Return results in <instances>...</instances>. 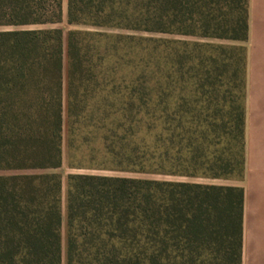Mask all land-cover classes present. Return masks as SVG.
<instances>
[{"label": "trees", "instance_id": "obj_1", "mask_svg": "<svg viewBox=\"0 0 264 264\" xmlns=\"http://www.w3.org/2000/svg\"><path fill=\"white\" fill-rule=\"evenodd\" d=\"M62 20L63 0H0V28H14L0 31V170L42 172L0 175V264H62L61 178L47 172L63 160L62 32L34 29ZM68 23L247 42L249 0H68ZM163 46V70L159 46L150 52L159 63L145 77L140 109L99 120L107 159L97 168L186 179L231 175L245 164V107L225 110L226 121L224 110L173 111L167 99L176 84L175 47ZM71 61L72 82L77 73L82 81L83 61L74 52ZM197 77L192 83L203 96L227 84L207 71L184 88ZM80 112L70 110L73 124L88 118ZM110 116L117 119L106 124ZM139 128L154 137L127 138ZM243 212L240 187L73 174L67 264H243Z\"/></svg>", "mask_w": 264, "mask_h": 264}, {"label": "rangeland", "instance_id": "obj_2", "mask_svg": "<svg viewBox=\"0 0 264 264\" xmlns=\"http://www.w3.org/2000/svg\"><path fill=\"white\" fill-rule=\"evenodd\" d=\"M34 29H55L62 32L63 48V160L60 168L47 171L61 178V210H62V264H67V197L68 179L73 174L115 175L137 179L178 180L193 183H202L216 186L238 187L244 178V166L239 163L231 175L221 178H183L168 177L146 172H120L117 170H103L97 168V162H105L104 130H97L98 122L110 112H118L124 116V110L132 108L138 110L144 103L145 77L155 72L156 54L161 56L164 68V42L174 43L172 54L173 77L176 82L171 97L167 99L173 111L183 105L189 108H210L213 111L224 110L220 116L228 119L225 110L247 105V53L248 41L236 42L216 38L186 36L178 33L146 32L142 30H129L121 28L94 27L83 24L68 23V0H63V20L60 24L50 27H36ZM14 30L10 27H1L0 31ZM159 46L157 53L150 52ZM74 46L77 50H71ZM83 61L74 83L71 80V54ZM154 52V51H153ZM152 58V59H151ZM213 58V60H210ZM211 75V81L220 79L226 85L217 86L212 95L203 96L202 90L190 81L185 87V81L192 76H200L205 72ZM164 72V71H162ZM246 72L245 80L244 73ZM245 81V82H244ZM71 82L72 87H71ZM220 84V82H219ZM245 86V89H244ZM72 88V89H71ZM245 93V98H244ZM160 96L153 95L152 100L158 102ZM226 99V101H225ZM233 100V101H232ZM198 101V102H195ZM167 104V103H166ZM165 103L162 104L164 106ZM72 112L88 115L86 121L81 119L77 124L71 120ZM80 112V113H81ZM129 112V111H128ZM143 115V113L141 114ZM93 117V118H92ZM85 118V117H84ZM117 116H110L106 124H111ZM144 127V126H143ZM246 130V127H245ZM74 132V133H73ZM138 132V133H137ZM122 135V133H121ZM147 130L139 128L127 138H145ZM246 135V131H245ZM150 137L149 134L146 136ZM93 158L96 160L93 161ZM241 159V154H239ZM239 162H241L239 160ZM109 166V165H107ZM42 173L39 171H12L0 170V175ZM200 176V175H198Z\"/></svg>", "mask_w": 264, "mask_h": 264}, {"label": "crops", "instance_id": "obj_3", "mask_svg": "<svg viewBox=\"0 0 264 264\" xmlns=\"http://www.w3.org/2000/svg\"><path fill=\"white\" fill-rule=\"evenodd\" d=\"M243 264H264V0H249Z\"/></svg>", "mask_w": 264, "mask_h": 264}]
</instances>
